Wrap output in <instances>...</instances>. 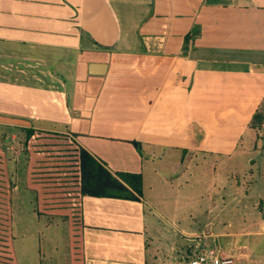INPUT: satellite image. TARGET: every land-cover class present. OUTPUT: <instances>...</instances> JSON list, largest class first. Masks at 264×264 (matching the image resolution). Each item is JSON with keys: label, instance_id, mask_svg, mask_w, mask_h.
<instances>
[{"label": "crops", "instance_id": "1", "mask_svg": "<svg viewBox=\"0 0 264 264\" xmlns=\"http://www.w3.org/2000/svg\"><path fill=\"white\" fill-rule=\"evenodd\" d=\"M93 64L105 72L90 73ZM263 102L264 0H0V133H62L110 172L142 176L137 199L80 194L75 217L65 202L44 208L37 190L32 217L59 221L42 226L61 225L71 264H172L168 252L264 236L260 195L251 208L262 214L254 220L262 231L214 233L208 225L202 238L177 223L240 209L221 187L228 175L208 187L183 180L184 159L232 153L226 137L256 131L252 117ZM29 177L19 185L35 191ZM175 229L186 242L168 247Z\"/></svg>", "mask_w": 264, "mask_h": 264}, {"label": "rangeland", "instance_id": "2", "mask_svg": "<svg viewBox=\"0 0 264 264\" xmlns=\"http://www.w3.org/2000/svg\"><path fill=\"white\" fill-rule=\"evenodd\" d=\"M259 112L264 117V102ZM234 129L229 128V133L233 134ZM255 130L249 128L248 132L241 136L237 133H234L235 137L232 138L227 136L226 139H231L229 148L232 149V153L229 152L230 154H222L218 158L216 154L186 155L184 165L187 171L182 179L200 178L208 187L214 176L217 179H225L228 175V180L225 184L223 181L221 187L226 193L229 190L232 195L236 194L240 209L236 211L228 209L222 213L214 212L195 221L190 218L189 220L180 218L177 221V223L180 222L178 223L180 229L185 228L187 231L193 229L192 231L202 238L209 235L206 233L209 230L208 225H212L214 233L219 231L236 233L247 229L262 231L260 225L254 221L256 218L262 219V214L255 212L256 215H252L254 213L251 207L259 201L260 196H264V120L262 125L255 127ZM62 135V133L38 132L25 141L23 129L4 128L0 133V264H13L12 260L14 264L16 262L18 264H71V257L66 254L62 246L64 240L61 235V225L42 226L45 221L48 223L59 221L56 218L54 220L48 216H40L41 222L38 224L31 212L32 208L40 202L39 195L36 193L39 190V194L44 195L46 200V202L41 201V205H46L44 208L55 210L58 209V204L65 202L67 205L61 208L67 209L70 216H76L74 213L79 207L81 197L78 148ZM176 162L177 159H171L167 167L169 169L176 167ZM201 170L203 171L200 175ZM22 176L24 178L30 176L28 183L30 182V187L36 188L35 191L27 188V184L22 187L19 185ZM235 180L240 181V187L236 186ZM245 181L249 182V188ZM245 191L250 192L249 196L255 198L247 199L244 195ZM215 194L219 193L215 192ZM65 198L66 200L62 201ZM65 219L63 217V220ZM187 223L192 225L185 226ZM186 233V236H189L190 233ZM168 241V247H171L173 243L181 245L182 241L186 242L176 229L174 233L169 234ZM242 243H247V249L244 247L234 249V246ZM215 245L233 257L234 264H264V236L262 235L220 237ZM248 248L249 258L246 255ZM39 252L40 256H38ZM169 253L166 254L169 258L165 260V263L172 262V264H178L182 257L188 254L185 250L174 253L172 256Z\"/></svg>", "mask_w": 264, "mask_h": 264}, {"label": "trees", "instance_id": "3", "mask_svg": "<svg viewBox=\"0 0 264 264\" xmlns=\"http://www.w3.org/2000/svg\"><path fill=\"white\" fill-rule=\"evenodd\" d=\"M197 27L184 36L183 50L188 49L190 40L197 37ZM264 117L258 112L252 117L251 126L262 125ZM25 141L33 134V129H23ZM137 144V142H133ZM82 195L137 199L142 194V176L138 173H112L102 166L90 153L84 149L78 150ZM138 195V196H137Z\"/></svg>", "mask_w": 264, "mask_h": 264}, {"label": "built area", "instance_id": "4", "mask_svg": "<svg viewBox=\"0 0 264 264\" xmlns=\"http://www.w3.org/2000/svg\"><path fill=\"white\" fill-rule=\"evenodd\" d=\"M178 264H234V259L220 248L210 245L188 253Z\"/></svg>", "mask_w": 264, "mask_h": 264}, {"label": "water", "instance_id": "5", "mask_svg": "<svg viewBox=\"0 0 264 264\" xmlns=\"http://www.w3.org/2000/svg\"><path fill=\"white\" fill-rule=\"evenodd\" d=\"M104 68H105V64H99V65L93 64V66L91 65L90 67V73L102 74L105 72Z\"/></svg>", "mask_w": 264, "mask_h": 264}]
</instances>
